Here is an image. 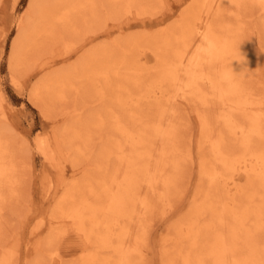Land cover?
<instances>
[{"label": "rangeland", "instance_id": "1", "mask_svg": "<svg viewBox=\"0 0 264 264\" xmlns=\"http://www.w3.org/2000/svg\"><path fill=\"white\" fill-rule=\"evenodd\" d=\"M31 1L0 0V170L5 172L0 264H48L55 250L63 264H118L136 206L148 192L145 176L160 131L154 115L166 110L167 99L184 80L182 61L205 0H46L29 20ZM245 1L220 0L211 47L218 48L221 59L202 61L197 77L188 82L177 106L176 138L164 145L162 181L147 197L146 218L182 201L156 225L149 244L139 243L143 255L134 254L129 264H230L226 242L232 247L231 264L264 263V0ZM14 46L17 56L11 60ZM240 53L244 63L234 61ZM47 78L51 82L40 94L41 109L31 98ZM220 87L230 104L219 95ZM239 107L262 117L255 120ZM215 111L223 113L219 122ZM216 140L224 153L222 168L212 160ZM70 188L77 195L67 210L72 218L57 219L58 202ZM186 214L181 231L165 232ZM218 215L227 221L222 228L221 223L217 228ZM76 218L82 224L77 228ZM207 231L212 237L206 238Z\"/></svg>", "mask_w": 264, "mask_h": 264}, {"label": "bare ground", "instance_id": "2", "mask_svg": "<svg viewBox=\"0 0 264 264\" xmlns=\"http://www.w3.org/2000/svg\"><path fill=\"white\" fill-rule=\"evenodd\" d=\"M44 1H46V0H32L31 1V3H30V6H29V11H30V13H29V20H31V18H32V20H33V17L36 15V14H38L40 11H42V9H43V6H44ZM192 1V0H191ZM228 1H230V0H228ZM243 1V0H242ZM245 1V0H244ZM248 1V0H247ZM204 2V1H203ZM262 2V1H261ZM222 3V2H221ZM245 3H246V1H245ZM236 4H237V2H236ZM243 4V3H242ZM247 4V3H246ZM252 4H254V3H252ZM256 4V3H255ZM219 5H220V0H205V3L203 4V6L201 7V8H199V10L201 11V14L199 15V17L197 18V16H195L196 17V25H195V27H194V30H193V32H192V38H193V41L191 42V46H190V48L188 49V51L186 50V48H185V51H187L186 52V55H185V60H183L182 61V63H183V70H184V80L182 81L181 79V83H180V85H178L177 87H176V89H175V92H174V96H173V98H172V100L169 102V100L167 99V101H168V103L166 104L167 105V108H166V110H164V111H162V112H160L158 115H154V116H158V118L157 119H159V125H160V131H159V135H158V141L156 142V147H155V149H154V154L152 155V157H151V159H150V162H149V166H148V176H145L146 178H147V180L145 181L146 182V189H147V191L148 192H146L145 194H142L141 195V197H140V199H139V203H138V205L136 206V213H135V216H134V219H133V224H132V227H133V229H132V234H130L129 235V237L127 238V241H128V243L129 244H127L126 246H125V248H124V252H122L123 253V256L121 255V259L118 261V264H129L130 263V259H131V257L134 255V254H136V255H138V253H139V256H140V254L141 253H143V252H141V250L140 251H138L139 250V248H140V245H139V243L141 242V244H143V242H147L148 244H149V240H150V237H151V233L154 231V228L156 227V225L158 224V223H162V222H164L165 220H167L173 213H174V211L176 210V208H177V206L180 204V202L182 201L181 199L179 200V201H177L178 203H176L174 206H171L170 208H165L164 207V209H163V207H162V211H161V213H157V215L155 216V218H153V219H151V220H148L146 217V212L147 211H150V210H148V205H149V200H148V195L149 194H152V193H156V189H157V186H158V183L160 182V180L162 181V177H163V174H164V159H167V158H165V155L167 154V152H166V149H165V147H164V145H165V143H171V141L173 142L174 141V139L176 138V130H178L177 129V125L175 124V117H176V115H178V114H176V112H177V106H179L180 104H183L182 103V101H183V98H184V94L186 93L185 92V90L187 89V87H188V82L189 81H193L196 77H197V73H198V69H199V66H200V64H201V62L202 61H204V60H212L213 61V59H218L219 57H221L222 56V54L220 55V53H219V51L217 50V49H213L211 46H212V44H213V42H212V25H214L215 23H214V19H215V17H217V12H218V7H219ZM222 6V5H221ZM241 6V5H240ZM239 6V7H240ZM242 6H244V9H246V6L245 5H242ZM261 8V7H260ZM235 9V8H234ZM241 9V8H240ZM243 9V10H244ZM248 9V8H247ZM230 10H232V9H230ZM264 10V8L262 9V11ZM115 11V10H114ZM242 11V10H241ZM244 11H246V10H244ZM243 11V12H244ZM195 12V11H194ZM231 12V11H230ZM239 11L237 10L236 11V14L238 13ZM36 13V14H35ZM42 13V12H41ZM196 13H197V11H196ZM223 13V12H222ZM225 13V12H224ZM223 13V14H224ZM235 14V15H236ZM252 14V13H251ZM258 14V13H257ZM42 15V14H41ZM242 15V14H241ZM250 15V14H249ZM221 16H222V14H221ZM262 16V15H261ZM249 17H251V16H249ZM253 17V16H252ZM86 18V17H85ZM260 18H262V17H260ZM194 19V18H193ZM236 19V18H235ZM238 19V18H237ZM236 19V20H237ZM244 20V19H243ZM254 20V19H253ZM27 21H28V19H27ZM262 21V20H261ZM28 24V23H27ZM195 24V23H194ZM249 24H251V23H249ZM250 26V25H249ZM213 27H215V26H213ZM246 27V26H245ZM24 28V27H23ZM26 28V27H25ZM249 28V27H248ZM222 29V28H221ZM59 31V30H58ZM190 31H191V29H190ZM253 31V30H252ZM23 32V31H22ZM25 32V31H24ZM47 32V31H46ZM32 35V34H31ZM164 35V34H163ZM177 35H179L178 33H177ZM216 36V35H215ZM246 36V35H245ZM185 37V36H184ZM220 37V36H219ZM224 37V36H223ZM249 37V36H248ZM29 38V37H28ZM191 38V37H190ZM189 38V39H190ZM192 38H191V40H192ZM227 38V37H226ZM30 39V38H29ZM184 39V38H183ZM215 39V38H214ZM229 39V38H228ZM247 39V38H246ZM182 40V39H181ZM227 40V39H226ZM176 41V40H175ZM183 41V40H182ZM259 41H260V39H259ZM177 42V41H176ZM227 42V41H226ZM231 42H232V40H231ZM237 43L239 42V41H236ZM261 42V41H260ZM19 41H18V43H16V46L17 47H19ZM220 43V42H219ZM241 43V42H240ZM177 44V43H176ZM181 44H182V42H181ZM185 44V43H184ZM190 44V43H189ZM218 44V43H217ZM227 44H228V42H227ZM236 44V43H235ZM234 44V45H235ZM242 44V43H241ZM241 44H240V46L239 47H243V46H241ZM259 44V43H258ZM262 44V43H261ZM15 45V44H14ZM215 45V44H214ZM238 45H239V43H238ZM243 45V44H242ZM249 45V44H248ZM254 45V44H253ZM16 46H14L13 47V49H12V53H11V60H14V58H15V56H17V50L18 49H16ZM175 47V46H174ZM217 47V46H216ZM235 47H236V45H235ZM238 47V48H239ZM251 47V46H250ZM254 47V46H253ZM252 47V48H253ZM35 49V48H34ZM183 49V48H182ZM240 49V48H239ZM238 49V50H239ZM241 49H243V48H241ZM263 50H264V46H263ZM223 52V51H222ZM227 53V52H226ZM225 53V54H226ZM247 53L248 52H246L245 54L247 55ZM169 55H170V53H169ZM227 56V55H226ZM229 56V55H228ZM230 57V56H229ZM233 57V56H232ZM171 58V57H170ZM173 58V57H172ZM177 58H179V56L177 57ZM174 59V58H173ZM219 59H221V58H219ZM175 60V59H174ZM225 60V59H224ZM18 61V60H17ZM170 61H171V59H170ZM173 61V60H172ZM212 61L210 62L211 64H213L212 63ZM26 62V61H25ZM209 62V61H208ZM222 62V61H221ZM12 63V62H11ZM173 63H174V61H173ZM172 63V64H173ZM209 63V64H210ZM220 63V62H219ZM13 66L15 65V64H12ZM220 65V64H219ZM218 65V66H219ZM223 65H225V63L223 64ZM206 66V64H204V67ZM226 66V65H225ZM258 66H256V68H257ZM223 68L224 67H222V70H223ZM230 68V67H229ZM216 69V68H215ZM218 71V70H217ZM207 72V71H206ZM215 72V71H214ZM219 72H220V70H219ZM224 73V72H223ZM232 73V72H231ZM182 74V73H181ZM218 74V73H217ZM215 76H216V74H215ZM223 76V74H221V75H219V77H222ZM207 76L205 75V78H206ZM70 79V78H69ZM209 79V78H208ZM224 79V78H223ZM51 79L50 78H47V79H45L44 81H43V84L42 85H40V83H39V86H38V88H36V92L33 94V97L31 98L37 105H40L39 103H41V105H42V108H41V106H39L41 109H44V101L42 102L41 101V98H40V94L43 92V93H45V88L49 85V82H51L50 81ZM207 80V79H206ZM218 80V79H217ZM223 81V80H222ZM207 83V82H206ZM214 83V82H213ZM228 83V82H227ZM179 84V83H178ZM196 84V83H195ZM176 85V84H175ZM209 86H207V88H208ZM199 89V88H198ZM48 90V89H47ZM208 90V89H207ZM50 91H51V89H50ZM189 93V92H188ZM219 95L221 96V98L227 103V104H230V102H229V99H228V96L224 93V89H222L221 87L219 88ZM186 96V95H185ZM249 96V95H248ZM208 97H211V96H208ZM216 97V96H215ZM258 98V97H257ZM213 100V99H212ZM166 101V102H167ZM211 102V101H210ZM209 102V103H210ZM196 104H197V102H196ZM211 106H213V104H211ZM39 108V109H40ZM207 108V107H206ZM228 108L229 109H231V110H233L234 109V107L233 106H228ZM239 111H240V113H242V114H246V116H252V117H255V120H256V118L258 117V118H260V112H258L257 114L254 112V110H252V109H247L246 107H239V108H237ZM235 110V109H234ZM43 111V110H42ZM182 111H183V109H182ZM186 111V110H185ZM201 111V110H200ZM234 113V112H233ZM98 114V113H97ZM187 114V113H186ZM214 114L215 115H213V116H215V118H216V121L217 122H219L220 121V116H222L223 115V113L221 112V111H215L214 112ZM205 115H206V113H205ZM231 115H233L232 114V112H231ZM202 116V115H201ZM210 116V115H209ZM206 117V116H205ZM211 117V116H210ZM262 117V116H261ZM155 118V117H154ZM153 118V119H154ZM180 118V117H179ZM212 118V117H211ZM215 118H214V120H215ZM246 118V117H245ZM234 119V118H233ZM203 120V119H202ZM246 120V119H245ZM215 121V122H216ZM260 121V120H259ZM255 122V121H254ZM245 123V122H244ZM201 125H202V123H201ZM219 125V124H218ZM250 125H251V123H250ZM213 127V126H212ZM215 127V126H214ZM211 128V127H210ZM209 128V129H210ZM208 129V130H209ZM219 129H220V127H219ZM241 131V130H240ZM210 132V131H209ZM220 132V131H219ZM211 133H213V132H211ZM216 133H217V131H216ZM63 134V133H62ZM213 135V134H212ZM212 135H210V137H212ZM209 137V138H210ZM59 138V137H58ZM215 138H217V137H215ZM227 138V137H226ZM229 138V137H228ZM191 139V138H190ZM3 140V139H2ZM201 141V140H200ZM210 141V140H209ZM3 142V141H2ZM214 142H216L215 144H213L212 143V145H213V148H212V150H211V152H212V154H213V156H212V160H213V162L214 163H216L215 165H216V167L217 166H219V168L221 167V165H222V162H224V158H223V151L221 150V144H220V141L219 140H216V141H214ZM61 143V142H60ZM211 143V142H210ZM209 143V144H210ZM175 144V143H174ZM151 145H153V144H151ZM172 145V144H171ZM154 146V145H153ZM167 146V145H166ZM57 147H59L58 145H57ZM153 148V147H152ZM175 148V147H174ZM204 149H205V147H203ZM226 148V147H225ZM168 149H170V148H168ZM44 150V149H43ZM57 150H59V149H57ZM164 150H165V152H164ZM171 150H172V148H171ZM170 150V151H171ZM203 150H201V152H202ZM207 151H209L208 149H207ZM187 152V151H186ZM200 152V151H199ZM12 153V152H11ZM140 153V152H139ZM146 153V152H145ZM166 153V154H165ZM170 153V152H169ZM197 153H198V151H197ZM208 153V152H207ZM233 153V152H232ZM231 153V154H232ZM3 154V153H2ZM227 154V153H226ZM4 155V154H3ZM6 155H8V153L6 154ZM13 155V154H12ZM12 155H11V157H12ZM53 155V154H52ZM68 155V154H67ZM199 155H201L200 153H199ZM209 155V154H208ZM55 156V155H54ZM149 156V155H148ZM238 156V155H237ZM11 157H9V158H11ZM14 157V156H13ZM168 157H169V155H168ZM234 157H236V156H234ZM234 157H233V159H234ZM2 158H4L3 156H2ZM6 158V157H5ZM140 158V157H139ZM237 158V157H236ZM1 159V158H0ZM12 159V158H11ZM11 159H9L10 161H11ZM50 160H52V161H54V157L53 156H50V158H49ZM6 160V159H5ZM7 161V160H6ZM9 161V162H10ZM12 161H14V159L12 160ZM71 161V160H70ZM210 161V160H209ZM3 162V161H2ZM19 162V161H18ZM166 162V161H165ZM212 162V163H213ZM234 162V161H233ZM11 163H13V162H10V164ZM167 163V162H166ZM209 163V162H208ZM235 163V162H234ZM7 164V163H6ZM9 164V163H8ZM18 164V163H17ZM74 164V163H73ZM14 165H16V163L14 162ZM23 165V164H22ZM148 165V164H147ZM172 165H173V163H172ZM224 165V164H223ZM235 165H236V163H235ZM2 166V165H1ZM14 167V166H13ZM12 168V167H11ZM61 168V167H60ZM222 168V167H221ZM223 168H224V166H223ZM215 169H218V168H215ZM228 169V168H227ZM249 169H251V168H249ZM252 169H253V167H252ZM11 170H13V169H11ZM229 170V169H228ZM231 170L233 171V169L231 168ZM239 171V170H238ZM12 172V171H11ZM214 172V171H213ZM219 172V170H215V176L216 175H218L217 177H220V172ZM237 172V171H236ZM17 173H19V172H17ZM227 173H229V172H227ZM10 174V173H9ZM231 174V173H230ZM85 175H87V174H85ZM89 175V174H88ZM222 176H224L223 174H222ZM5 177V172H4V170H0V184H1V181H2V178H4ZM7 177H8V175H7ZM11 177H13V176H11ZM18 178V177H17ZM114 178V177H113ZM221 178V177H220ZM224 178H225V176H224ZM227 179L229 178V176H227L226 177ZM13 179V178H12ZM83 179H85V178H83ZM14 180V179H13ZM145 180V179H144ZM83 181V180H82ZM142 182V181H141ZM216 182H218L217 180L215 181V183ZM6 183V182H5ZM14 183V182H13ZM8 184V183H7ZM76 184V183H75ZM116 184H117V182H116ZM116 184H115V186H116ZM163 184H165L164 182H163ZM221 183H219L218 185L222 188V191H221V189H220V191H221V193L224 191V189H223V187H222V184L220 185ZM224 184V183H223ZM9 185V184H8ZM77 185V184H76ZM89 185H91V184H89ZM100 185V184H99ZM226 185V184H225ZM2 186V185H1ZM165 186V185H164ZM200 186V185H199ZM207 186V185H206ZM216 186H217V184H216ZM14 184L12 185V192L14 191ZM100 187V186H99ZM114 187V186H113ZM112 187V188H113ZM218 187V186H217ZM2 188V187H1ZM198 189H200V188H198ZM85 190V189H84ZM218 190V192H219V189H217ZM226 190V189H225ZM1 191V190H0ZM82 191V190H81ZM80 191V192H81ZM116 191V190H115ZM146 191V190H145ZM164 191V190H163ZM197 191V190H196ZM214 191V190H213ZM187 191H185V193H186ZM215 192V191H214ZM225 192V191H224ZM224 192H223V195H224ZM228 192V191H227ZM13 193H15V192H13ZM92 193V192H91ZM197 193H199V191H197L196 192V194ZM201 193V192H200ZM111 194V193H110ZM165 194V193H164ZM205 194V193H204ZM74 195H75V190H72L71 188L68 190V192H66L65 194H64V196H62V198L60 199V201L58 202V206L56 207V213H57V215H58V217H57V219L58 218H60V219H62V218H72V216H70L71 214L67 211L68 209H69V205H70V203L72 202V200H73V198H74ZM203 195V194H202ZM202 195H200L201 197H203ZM219 195H220V193H219ZM222 195V194H221ZM75 196H77V195H75ZM200 196H198V197H200ZM214 196V195H213ZM216 196V195H215ZM214 196V197H215ZM165 198H166V196H164ZM196 196L194 195V197L193 198H195ZM217 198H218V196H216ZM220 197V196H219ZM227 197H229V196H227ZM226 196L225 197H222V198H227ZM1 198V197H0ZM81 198V197H80ZM80 198H79V200H80ZM84 198H85V195H84ZM129 198V197H128ZM216 198V199H217ZM13 199V198H12ZM81 199H83V196H82V198ZM219 199V198H218ZM220 199H221V197H220ZM196 200V199H195ZM226 200V199H225ZM81 201V200H80ZM110 200H108V202H109ZM152 201V200H151ZM204 201V200H203ZM228 201V200H227ZM224 202V201H223ZM113 203V202H112ZM191 204V206H193L194 205V203H193V200L190 202ZM197 203V202H196ZM226 203V202H225ZM224 203V204H225ZM164 204V203H163ZM221 204V203H220ZM76 205V204H75ZM79 205H81V204H78L76 207H78ZM126 205V204H125ZM223 205V204H222ZM226 205V204H225ZM225 205H223L224 207H225ZM82 206V205H81ZM164 206V205H163ZM168 206V205H167ZM219 206V205H218ZM227 206H229L228 204L226 205V208H227ZM84 207V206H83ZM82 207V208H83ZM90 207V206H89ZM108 207V206H107ZM179 207V206H178ZM230 207V206H229ZM85 208V207H84ZM106 208V207H105ZM127 208H129V207H127ZM132 208V207H131ZM130 208V209H131ZM191 208V207H190ZM201 208V207H200ZM222 208V207H221ZM221 208H219V210L221 209ZM72 209V208H71ZM123 209V208H122ZM121 209V210H122ZM135 209V208H134ZM154 209V208H153ZM199 209V208H198ZM78 210H80V209H78ZM91 210V209H90ZM103 210V209H102ZM106 210V209H105ZM111 210V209H110ZM201 210V209H200ZM208 210V209H207ZM85 211V210H84ZM123 211V210H122ZM135 211V210H134ZM133 211V212H134ZM189 211V210H188ZM192 211V210H191ZM203 211V210H202ZM211 211V210H210ZM209 211V212H210ZM221 211H223V210H221ZM87 212V211H86ZM91 212V211H90ZM96 212V211H95ZM118 212V211H117ZM194 212H196V211H194ZM198 212V211H197ZM212 212V211H211ZM84 213V212H83ZM89 213V212H88ZM100 213V212H99ZM120 213V212H119ZM118 213V214H119ZM191 213V212H190ZM193 213V212H192ZM202 213H204V212H202ZM213 213V212H212ZM75 214H77V213H75ZM96 214V213H95ZM101 214V213H100ZM100 214H99V216H100ZM151 214H153L152 213V211L149 213V215H151ZM189 214V213H188ZM188 214H186V215H188ZM206 214V213H205ZM210 214V213H209ZM220 214V213H219ZM221 214H223V213H221ZM73 215V214H72ZM80 215V214H79ZM93 215V214H92ZM133 215V214H132ZM195 215V214H194ZM216 215V214H215ZM225 215V214H224ZM81 216V215H80ZM85 216H87L86 214H85ZM89 216H90V214H89ZM96 216H97V214H96ZM109 216V215H108ZM206 216V215H205ZM218 216H220L218 219H217V222L214 220V219H212L211 218V220L213 221H215L216 223H218L219 222V224H218V227L217 228H219V225H220V223L221 222H227L226 220H223V216L222 215H218ZM226 216V215H225ZM77 217V216H76ZM84 217V216H83ZM101 217H102V215H101ZM125 217H127V216H125ZM186 217L188 218L189 217V215L188 216H185V218H182V219H179V220H175V221H173V222H171L170 224L171 225H169L167 228H166V230H165V232L167 231H170L171 229V231H173V229L174 228H180V231L183 229L182 227L184 226V222L187 220L186 219ZM193 217V216H192ZM214 217V216H213ZM74 218V217H73ZM88 219V218H87ZM150 219V218H149ZM210 219V218H209ZM81 220V219H80ZM78 218H76V220L74 219V221H73V224H74V226H76V228L77 227H80L82 224H81V221H80ZM84 220H86L85 218H84ZM89 220V219H88ZM90 220H91V218H90ZM64 221V220H63ZM208 221H210V220H208ZM83 222V221H82ZM85 222V221H84ZM90 222V221H89ZM123 222V221H122ZM211 222V221H210ZM66 223V222H65ZM87 223V222H86ZM85 223V224H86ZM192 224V223H191ZM190 224V225H191ZM58 225H60V224H58ZM62 225V224H61ZM88 226H89V223L87 224ZM186 225V224H185ZM204 225V224H203ZM206 225H207V223H206ZM206 225H204V226H206ZM222 225L224 226V223L222 224L221 223V228H222ZM226 225H228V224H225V227H228V226H226ZM83 226H85V225H83ZM100 226V225H99ZM199 226V225H198ZM203 226V227H204ZM208 226H209V224H208ZM207 226V227H208ZM59 227V226H58ZM72 227H73V225H72ZM186 227V226H185ZM200 227H202V226H200ZM101 228V227H100ZM195 228V227H194ZM230 228V227H229ZM89 229V228H88ZM224 229V228H223ZM227 229V228H226ZM225 229V230H226ZM74 230V229H73ZM77 230V229H76ZM95 230V229H94ZM136 230L138 231V233H136ZM177 230V229H176ZM206 230V229H205ZM217 230V229H216ZM224 230V231H225ZM228 230V229H227ZM231 230V229H230ZM75 231V230H74ZM86 231H87V229H86ZM177 231H179V230H177ZM176 231V232H177ZM212 231V230H211ZM77 232V231H76ZM79 232H81L80 234H79ZM83 230L82 231H79L78 230V234L79 235H83ZM90 232V231H89ZM88 232V233H89ZM100 232V231H99ZM203 232V231H202ZM210 232V231H209ZM218 232V231H217ZM87 233V232H86ZM102 233V232H101ZM110 233H111V231H110ZM134 233H136V235H134ZM204 233V232H203ZM203 233L202 234H200V235H203ZM207 234H206V238H207V236H211L212 237V234H208V231L206 232ZM221 233V232H220ZM85 234V233H84ZM90 234V233H89ZM96 234V233H95ZM117 234V233H116ZM125 234H127V233H125ZM215 234V233H214ZM87 235V234H86ZM86 235H84V236H86ZM96 235H98V234H96ZM193 235H195V234H193ZM222 235V234H221ZM231 235H232V233H231ZM99 236V235H98ZM97 236V237H98ZM111 236V235H110ZM203 236H205V235H203ZM214 236V235H213ZM223 236L224 235H222V238H223ZM225 236H226V234H225ZM233 236V235H232ZM123 237H125V236H123ZM202 237V236H201ZM214 237H217L216 235L214 236ZM229 237H231V236H229ZM164 238V237H163ZM203 238V237H202ZM60 239V238H59ZM93 240L95 239L94 237L92 238ZM102 239V238H101ZM219 239V238H218ZM233 239H234V237H233ZM85 240H86V237H85ZM100 240V239H99ZM161 241V244L164 242V240L163 239H160ZM204 240V239H203ZM208 240H210V239H208ZM214 240H217V239H214ZM213 240V241H214ZM229 240V239H228ZM57 241V240H56ZM120 241V240H119ZM173 241V240H172ZM176 241V240H175ZM205 242H206V239L204 240ZM226 241V240H225ZM224 241V242H225ZM233 241V240H232ZM90 242H91V240H90ZM104 242V241H103ZM114 242V241H113ZM196 242H200V241H196ZM204 242V243H205ZM230 242H231V240H230ZM96 243H98L99 244V242L97 241ZM118 243V242H117ZM124 243H127L126 241L124 242ZM194 243V242H193ZM202 243V242H201ZM232 243V242H231ZM37 244V243H36ZM104 244V243H103ZM120 244H121V242H120ZM192 244V243H191ZM210 244V243H209ZM208 244V245H209ZM212 244H214V242L212 243ZM212 244H211V246H212ZM244 244V243H243ZM92 245H95L94 243L92 244ZM163 245V244H162ZM190 245V244H189ZM193 245V244H192ZM246 245V244H245ZM112 246V245H111ZM164 246V245H163ZM221 246V245H220ZM219 246V247H220ZM225 252H226V254H227V258L230 260V264L232 263L231 261V258H232V247H231V245L229 244V243H225ZM90 247V246H89ZM107 247H109V246H107ZM144 247V246H143ZM147 247V246H146ZM149 247V246H148ZM166 247H168V245L166 244V246H165V248ZM198 247V246H197ZM205 247H206V245H205ZM209 247H210V245H209ZM234 248H235V246H233ZM35 248V247H34ZM39 248V247H38ZM101 248V247H100ZM162 248V247H161ZM164 248V249H165ZM199 248V247H198ZM207 248V247H206ZM244 248H245V246H244ZM88 249V248H87ZM98 249H99V247H98ZM103 249V248H102ZM108 249V248H107ZM182 249V248H181ZM215 249V248H214ZM6 250V249H5ZM35 250V249H34ZM33 250V251H34ZM103 250H106L105 249V247H104V249ZM151 250V249H150ZM170 250V249H169ZM183 251H184V248L182 249ZM189 249H187V251H188ZM201 250V249H200ZM211 250V249H210ZM98 251H100V249L98 250ZM108 251V250H107ZM120 251V250H119ZM190 251V250H189ZM213 251V250H212ZM241 251V250H240ZM246 251H248L247 250V248H246ZM184 252H186V251H184ZM204 252H206V251H204ZM215 252H217V251H215ZM223 252V251H222ZM221 251L219 252V253H222ZM249 252V251H248ZM98 253V252H97ZM183 253V252H182ZM191 253V252H190ZM194 253V252H193ZM238 253H240L239 251H238ZM99 254V253H98ZM111 254V253H110ZM113 254V253H112ZM178 254V253H177ZM212 254V253H211ZM214 254V253H213ZM251 254V253H250ZM250 254H248L249 256H250ZM5 255H7V254H4V256ZM45 255V254H44ZM143 254H141V256H142ZM183 255V254H182ZM184 255H186V254H184ZM207 255V254H206ZM216 255V254H215ZM222 255V254H221ZM238 256L240 255L241 256V253L240 254H237ZM247 255V256H248ZM4 256H2V258H4ZM59 256H60V254H58L57 255V250H55V251H53V252H51L50 254H49V263L48 264H63L62 263V261H61V259H59ZM107 256L109 257V255L107 254ZM139 256H138V258H139ZM167 256V255H166ZM202 256V255H201ZM240 256H239V259H240ZM89 257V256H88ZM113 257V256H112ZM120 257V256H119ZM135 257V256H134ZM163 257V256H162ZM161 257V258H162ZM171 257V256H170ZM175 257V256H174ZM237 257V256H236ZM251 257H253V256H251ZM9 258V257H8ZM111 258V257H110ZM135 258H137V257H135ZM178 258H180V257H178ZM226 258V257H225ZM248 258V257H247ZM255 258V257H254ZM262 258V257H261ZM6 259V258H5ZM108 259V258H107ZM180 259H183V258H180ZM179 259V260H180ZM206 259V258H205ZM204 258H203V260H205ZM220 259H221V257H220ZM227 259V260H228ZM251 259V258H250ZM140 260H143V259H140ZM167 260H170V259H166V260H164V261H167ZM209 260V259H208ZM226 260V259H225ZM242 260V259H241ZM10 261V260H9ZM91 261V260H90ZM137 261H138V259H137ZM163 261V260H162ZM173 261V260H172ZM171 261V262H172ZM177 261V260H176ZM175 261V262H176ZM182 261V260H181ZM190 261V260H189ZM192 261V260H191ZM206 261V260H205ZM244 261V260H243ZM37 262H38V260H37ZM103 262V261H102ZM114 262V261H113ZM136 262V261H135ZM168 262H170V261H168ZM174 262V263H175ZM193 262V261H192ZM196 262H197V260H196ZM195 262V263H196ZM202 262V261H201ZM218 262V261H217ZM234 262V261H233ZM248 262V261H247ZM251 262H253V261H251ZM81 263V262H80ZM107 263H108V260H107ZM137 263V262H136ZM173 263V262H172ZM187 263V262H186ZM198 263H199V261H198ZM250 262H248V264H249ZM41 264V263H40ZM43 264V263H42ZM87 264H89V263H87ZM96 264H97V262H96ZM103 264H104V262H103ZM131 264H133V263H131ZM167 264V263H166ZM178 264V263H177ZM184 264V263H183ZM189 264V263H188ZM197 264V263H196ZM202 264V263H201ZM207 264V263H206ZM210 264V263H209ZM218 264V263H217ZM247 264V263H246ZM264 264V263H263Z\"/></svg>", "mask_w": 264, "mask_h": 264}, {"label": "clouds", "instance_id": "3", "mask_svg": "<svg viewBox=\"0 0 264 264\" xmlns=\"http://www.w3.org/2000/svg\"><path fill=\"white\" fill-rule=\"evenodd\" d=\"M240 57L241 58L235 59L234 61H238V62L244 63L246 58L241 53H240Z\"/></svg>", "mask_w": 264, "mask_h": 264}]
</instances>
